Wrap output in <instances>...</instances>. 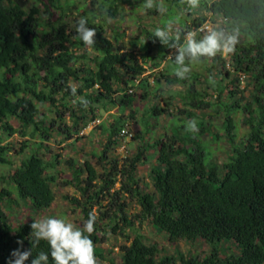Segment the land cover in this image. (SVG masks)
<instances>
[{"label": "trees", "instance_id": "16d2710c", "mask_svg": "<svg viewBox=\"0 0 264 264\" xmlns=\"http://www.w3.org/2000/svg\"><path fill=\"white\" fill-rule=\"evenodd\" d=\"M164 1L176 7L186 4L185 0ZM27 2L0 0V164L10 166L8 174H0V264H7L12 250L20 247L17 241H23L24 249L31 248L33 220L13 226L7 213L21 203L31 213H38L50 209L55 201L53 185L61 175L55 171L60 156L46 160L40 151L54 137L67 140L75 135L81 139L82 129L117 104L120 115L110 125L99 126L107 135L106 143L99 152H92L103 171L98 173L88 161L80 165L68 160L72 172L64 183L80 193L81 198L65 199L81 211L84 222L89 213H95L94 208L98 211L94 232L85 233L94 243L96 258L104 259V241L121 236L125 243L119 246L120 260L109 259V264H264V0H196L206 14L195 17V5H187L190 22H182L186 33L192 32L200 40L207 34L199 29L210 22L213 31L222 34V42L229 36L238 41L232 54L218 52L215 57L197 58L209 74L200 90L197 86L202 74L195 72L196 59L186 57L185 64L192 69L187 79L177 78L167 67L170 63L179 69L175 64L177 51L161 44L154 32H146L143 46L148 52L156 49L158 57L143 55L139 61L136 53L114 46L106 37L105 21L116 17L117 0H101L109 5L101 19L91 10L80 14L96 29L92 48L76 39L75 27L68 28L63 13L55 19L54 12L62 10L58 0H46L44 12L35 4L28 7ZM43 14L50 17L48 22ZM179 44L184 45V38ZM148 59L153 62L150 70L168 62L160 78L168 85L184 87L179 94L184 109L175 116L166 100L169 97L160 93L162 103L148 109L149 117L165 114L172 122L177 118V122L170 121V134L145 141L149 132L146 124L141 134L129 139L140 141L141 147L132 154L129 148L117 153L124 143L120 132L128 125L125 112L131 110V119L135 114L136 97L128 91L141 89L142 99L152 94L147 78L135 82L147 72L144 66ZM242 75L249 79L248 85L252 83L249 99L241 87ZM72 87L77 89L75 97ZM79 97L89 101L87 107L81 105ZM239 111L248 128L242 134L235 119ZM218 118L220 124L215 123ZM67 119L72 125L67 126ZM11 120L18 122V128ZM190 120L197 122L200 133H183V121ZM215 126L224 132H215V139L221 140L219 149L224 148L222 142L229 145L222 164L215 159L208 162L202 144L210 140L207 130ZM14 134L30 135L18 154L32 148L15 168L8 158L12 145H2ZM30 140L34 143L29 145ZM150 160H154L148 174L151 185L141 184L138 168ZM133 203L138 205L131 212ZM146 224L174 245L203 242L209 251L204 256L162 255L163 250L148 243L142 233ZM41 250L50 251L47 242L41 241L25 264H31ZM49 264H54L50 255Z\"/></svg>", "mask_w": 264, "mask_h": 264}, {"label": "rangeland", "instance_id": "374dc122", "mask_svg": "<svg viewBox=\"0 0 264 264\" xmlns=\"http://www.w3.org/2000/svg\"><path fill=\"white\" fill-rule=\"evenodd\" d=\"M27 2L28 7L32 4L37 5L42 12L45 10V2L46 0H25ZM60 6L62 7L61 11H55L54 17L55 19L60 17V13H63L64 22L68 25L69 29L75 27L76 21L80 18V14H83L84 11H94V14L97 15L98 19H101L102 15L105 14L109 8V5L104 4L101 0H58ZM186 4L181 5L180 7L172 6L171 3H168L164 0H152L153 6L151 8H145L144 5L147 3V0H117V7L118 13L115 18H106V37L111 40L116 48H122L127 51H132L133 53L137 54L139 61H143L142 56L148 55L150 56H157L158 52L154 49L152 52H148L144 49L143 43L146 41L147 33L146 32H154L156 28H161L164 30L169 31V33L174 37L177 33H179L180 38H184L188 33H186V28L182 27V22L186 20H190L188 16V9L187 5L192 4L191 0H185ZM94 3V4H93ZM173 8L168 13V9ZM195 9L198 10V13L193 15L194 17L197 14L205 15L206 12L201 8V6L195 3ZM62 15V16H63ZM43 20L49 21L50 17L47 14H43ZM190 22V21H189ZM188 23V22H187ZM203 38V37H202ZM201 38V39H202ZM171 54H169V57ZM225 56V55H223ZM209 58V57H207ZM199 59H196L198 64L197 69L195 72H199L201 75L200 79L201 84L197 86V89H202L203 85H206L204 81V77L208 78L209 74L206 70L202 69L200 65ZM144 67L147 72L137 77L136 84H139L143 78H147L148 82L150 83V90L151 93L149 98L142 99L140 98V94H143L141 89H132L129 88V93H133L136 97L133 103L134 109V119L130 118L131 110H127L125 112L126 117L128 118V125L127 128L133 135L141 134L147 124V129L149 132L148 135L145 137V141H151L152 136L153 138H158L162 136L164 133L170 134V126H171V118L168 115L162 114L159 118H150L148 109L161 105V94L164 93L166 97L172 98L168 102L171 103L170 109L173 111L175 116H179V111L184 109L182 100L180 99V91H184V87L181 85H168L166 84L165 79L160 78L161 71L165 69L167 65V61L161 64L158 69L150 70L149 66L153 64L152 61L149 59L146 61ZM168 68L171 67V73L176 71L175 66L172 64H168ZM220 67L217 66L215 69ZM192 69V68H190ZM157 80H159L157 82ZM226 83V81H225ZM249 84V79L242 81L241 87L245 90L244 96L249 99L250 92L252 91V83ZM129 86H134V83L129 82ZM128 90V89H127ZM159 97V98H158ZM240 98V95L237 96ZM116 100H118L116 96ZM214 100V99H213ZM245 101L242 102V104ZM120 106L111 105L109 106L108 111L103 112L102 114L97 117L95 121L89 123L85 129H82L81 139L77 138L75 135L70 139H63L64 137H54L52 140L46 143L47 148L42 149L40 151L41 155L44 156V159L48 160V158L53 157L54 155L60 156V163L57 164L55 171L60 172L61 175L58 176V181L53 185V190L55 192L56 198L48 210H42L38 213H31L27 210L24 205L21 203L15 210L8 214V220L13 225L16 226L20 222H27L30 220H41L45 218H55V219H62L66 223H72L74 227H81L84 224V217L81 211L77 208L75 209L74 206L68 199L65 197H78L81 198L80 193L76 190V188L64 184L66 181L70 180L71 177V168L68 166V160H74L77 164H83L84 162L88 161L91 162L94 167L97 169L98 173H101L102 167L98 164L96 158L92 156V152L96 151L99 152L102 146L106 143L107 135H105L102 130L100 129V125L102 123H106L110 125L113 122L114 117L120 115L119 113ZM41 111H45L44 107H41ZM54 115H51L52 117ZM180 117H183L182 115ZM235 119L238 123V132L240 134L247 132L248 128L243 123V114L241 111L235 115ZM171 121V122H170ZM177 122V118L173 121ZM172 122V123H173ZM184 122L183 133L186 132L187 121ZM11 123L15 128H18V122L15 120H11ZM215 123L220 124L221 120L215 119ZM67 126L72 125L71 120L67 119L66 121ZM149 124V125H148ZM178 124V123H177ZM180 124V123H179ZM59 125V124H58ZM174 127H178L176 123ZM207 130V129H206ZM200 129L198 133H200ZM221 131V132H220ZM31 131H29L30 134ZM215 132L224 133L223 130L218 128L217 126L213 127L211 131L207 130V133L210 134V140L201 143L204 146L205 153L208 162L210 160L215 159L218 163L222 164V162L227 160V151L229 149V145L226 142H222V150H220L221 140L215 139L217 134ZM30 139V135L21 136L20 134H14L10 138H6L2 145L9 143L12 145L13 149L10 150L8 153V158L12 161L13 165L11 167L15 168L20 165L23 159H26L30 152L31 146L25 149L21 154H18V150L21 148V143ZM200 140V139H199ZM36 142L39 141V137L35 139ZM34 143V140H30L29 145ZM213 144V146H211ZM124 149L119 147L117 149V153H125L126 148H129L130 153L132 154L138 148L141 147V142L138 140H125L124 141ZM206 145V146H205ZM152 163L154 164V160H150L146 162L144 165H141L138 168L137 177H139L141 184L149 183V171L151 169ZM10 170V166L8 165H1L0 164V174H8ZM54 171V172H55ZM119 187V184L116 186ZM147 189H152L149 186ZM104 205H107L104 202ZM135 203L132 205L131 212H134ZM138 204L135 206L137 207ZM95 214H98L96 208H94ZM142 233L146 236L148 243H156L159 249H162V255H174L176 253H182L185 256L190 255H201L204 256L208 253L209 248L203 242H198L197 245H192L187 242L180 241L177 244H172L168 241V239L164 236L157 235L153 229L146 224V226L142 229ZM125 241L121 236H111L109 241H104L101 244V248L105 251L104 259L97 258L98 264H109V259H114L116 261L120 260L119 256V246L124 244Z\"/></svg>", "mask_w": 264, "mask_h": 264}, {"label": "clouds", "instance_id": "9594fccd", "mask_svg": "<svg viewBox=\"0 0 264 264\" xmlns=\"http://www.w3.org/2000/svg\"><path fill=\"white\" fill-rule=\"evenodd\" d=\"M195 5L196 0H191ZM152 0H147L144 7L151 8ZM76 39L82 42L86 48H92L96 44V29L88 26V18L80 17L75 25ZM154 35L163 45L176 49L175 64L179 69L175 71V75L179 79H187L191 69L185 64L186 57L195 60L201 57H215L218 52L223 55L234 53L237 39L229 36L222 42V34L216 31H210L202 39L197 40L192 32H189L184 41V45H180V35L177 33L174 37L169 31L156 28ZM170 41H173L171 44ZM209 81L214 83L213 77H209ZM71 93L75 97L77 94L76 87L71 88ZM82 106L87 107L89 101L83 97H79ZM187 131L197 132V122L190 120L187 122ZM97 217L95 213H89L88 219L81 227H74L72 223H66L62 219L45 218L41 220H33L30 225V242L31 248L24 249L23 241H17L20 247L12 250L7 264H25L32 256V250L38 248L41 241L47 242L50 251H39L31 264H49V255L54 264H98L94 253V243L89 235L94 232Z\"/></svg>", "mask_w": 264, "mask_h": 264}, {"label": "built area", "instance_id": "2783aa9c", "mask_svg": "<svg viewBox=\"0 0 264 264\" xmlns=\"http://www.w3.org/2000/svg\"><path fill=\"white\" fill-rule=\"evenodd\" d=\"M214 26H213V24L212 23H210V22H207V23H205L200 29H199V31L201 32V33H204V34H208L210 31H213L214 29ZM244 79H245V76L244 75H242L241 76V81H244ZM82 133V132H81ZM120 136L123 138V140L125 141V140H129L132 136H133V134L130 132V130L128 129V128H124V129H122L121 130V132H120ZM123 141V142H124ZM123 148L124 149V147H125V145H124V143L120 146V148Z\"/></svg>", "mask_w": 264, "mask_h": 264}]
</instances>
